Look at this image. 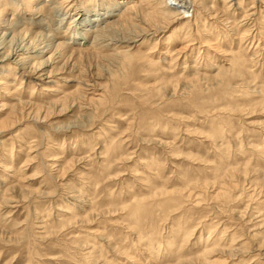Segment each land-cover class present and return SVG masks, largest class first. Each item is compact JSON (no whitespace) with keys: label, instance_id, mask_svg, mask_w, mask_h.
I'll return each instance as SVG.
<instances>
[{"label":"rangeland","instance_id":"1","mask_svg":"<svg viewBox=\"0 0 264 264\" xmlns=\"http://www.w3.org/2000/svg\"><path fill=\"white\" fill-rule=\"evenodd\" d=\"M29 1L0 0V57L44 51L25 75L0 63V264H202L215 247L211 264H264V0L166 21L146 18L160 0H94L87 24L93 0Z\"/></svg>","mask_w":264,"mask_h":264},{"label":"bare ground","instance_id":"2","mask_svg":"<svg viewBox=\"0 0 264 264\" xmlns=\"http://www.w3.org/2000/svg\"><path fill=\"white\" fill-rule=\"evenodd\" d=\"M8 1V4H10V5H12V6H15L16 4H21L22 6H24V8H28L29 10L30 9H32L33 10V6H26V5H28L29 4V0H7ZM32 1V0H31ZM34 1H37L38 2V0H33V2ZM50 1V0H49ZM123 1H127V0H123ZM173 1V3H169V2H172ZM195 1L196 0H160L159 2V4H161L162 6H164L166 9V11H158L157 12V14H150V13H147L146 14V18L148 17V20H150V19H152V18H154L155 16V18H158V19H160V20H163V21H166V20H168V19H170L171 17H174V14L175 15H177V17L178 16H180V15H182V14H187L188 13V9H186L189 5H193V3H195ZM231 1V0H230ZM92 3L90 4V5H88L87 6V8H85V9H83V10H80L79 12H80V16L77 18V19H74L73 20V22H78L80 19V21L81 22H83V23H86L87 24V22H97V21H99V20H101V19H103L102 17H98V18H90V19H87V20H85V14H88L91 10V8L90 7H92V5H94L93 3L95 2L94 0L93 1H91ZM120 3V2H119ZM123 2H121V4H122ZM202 3V2H201ZM255 4V3H254ZM73 6L74 5H72V4H68V6L66 5V7H67V13H68V11H70L72 8H73ZM236 6V5H235ZM99 7H101V8H99L100 10H107L108 8H106V7H104V6H99ZM237 7H238V5H237ZM0 8H1V5H0ZM253 8H254V6H253ZM98 9V10H99ZM37 10H40L41 11V8L40 9H37ZM255 11V10H254ZM257 12V11H256ZM0 13H2V10L0 9ZM249 13H250V11H249ZM255 13V12H254ZM72 13H70V15H71ZM190 14V13H189ZM250 14H252V13H250ZM249 14V15H250ZM95 15H97V16H104L105 14L104 13H101V12H96L95 13ZM92 16V15H91ZM108 15H107V11H106V17H107ZM251 16H253V15H251ZM81 17V18H80ZM185 18V17H184ZM175 19V18H174ZM154 20H156V19H154ZM2 21V22H1ZM172 21H173V19H172ZM157 22H159V21H157ZM161 22V21H160ZM168 22V21H167ZM163 23V22H162ZM165 23V22H164ZM169 23V22H168ZM2 24H6V25H2ZM155 24H157V23H155ZM154 24V28H155V30H152V34L153 33H156V31L158 30V29H160L159 28V26L160 25H155ZM167 25V24H166ZM161 26H162V24H161ZM0 31H2V33L0 32V36H1V39H3L4 37H6L7 36V30H9V28H11V25H10V23H6V21L5 20H3L2 18H1V20H0ZM152 29V28H151ZM3 31H5V32H3ZM151 33V32H150ZM151 34V35H152ZM155 35V34H154ZM14 42V40L13 39H11L9 42ZM12 42V43H13ZM18 42H16V44H15V46H14V48H12V50L9 52V53H7L4 57H0L1 58V60H0V63L2 64L3 62H11V63H9V64H14V65H16L17 67H18V69L19 70H22V75H25L26 73L28 74L29 72L28 71H26V69L28 68V64H27V62H29V58L30 57H28L27 55H31V54H39V55H41V54H43L44 53V51H33V52H30L29 53V49H28V47H25V44H23V43H18ZM27 46V45H26ZM1 48V47H0ZM3 48V47H2ZM49 61H50V56L44 61V63H42V64H40V65H37V66H34V68L31 70V72H30V74H31V76H35V75H38V77H37V80L38 81H40V82H45V81H47L46 79L47 78H49V76L51 75V74H53L52 72L53 71H48L47 72V74L45 73V68H47V67H49L50 65H51V63H49ZM5 64V63H4ZM24 64H27L26 66L24 65ZM32 67V66H31ZM29 69V68H28ZM21 72V71H20ZM0 73H4V71L3 70H0ZM25 73V74H24ZM45 74H46V76H45ZM26 76H30V75H26ZM44 76H45V78H44ZM22 82V81H21ZM20 82V84H23V82L21 83ZM5 84H6V82H5ZM10 84H7V87L9 86ZM11 124V123H10ZM74 127V126H73ZM60 128V127H59ZM67 128H69V127H67ZM64 130H66L65 128H64ZM216 231V230H215ZM211 237V236H210ZM212 241V240H211ZM208 242V241H207ZM208 247V246H207ZM203 248V247H202ZM216 248V247H215ZM215 248H211V249H205L203 252L204 253H202L200 256H198L197 257V260H199V261H201L202 262V264H211L209 261H208V257L209 256H211V254H214V253H216V252H218L219 250H217V249H215ZM222 250V249H221ZM237 251V250H236ZM232 252H235L233 249H231L230 251H229V253H232ZM232 255V254H231ZM235 255H236V253H235ZM237 256V255H236ZM231 257V256H230ZM229 258V257H228ZM195 261V260H194ZM196 262V261H195ZM213 262H215V261H213ZM217 264V263H216ZM226 264V263H225Z\"/></svg>","mask_w":264,"mask_h":264}]
</instances>
